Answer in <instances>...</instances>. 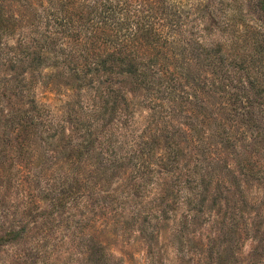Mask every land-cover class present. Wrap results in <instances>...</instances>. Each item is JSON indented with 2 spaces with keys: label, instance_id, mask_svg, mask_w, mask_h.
<instances>
[{
  "label": "trees",
  "instance_id": "1",
  "mask_svg": "<svg viewBox=\"0 0 264 264\" xmlns=\"http://www.w3.org/2000/svg\"><path fill=\"white\" fill-rule=\"evenodd\" d=\"M251 181L264 185V0H0V208L21 213L0 248L24 241L20 264H47L56 209L72 264H214L193 245L209 246L208 222L225 227V264H242L241 230L257 240L243 264H264L249 263L264 244ZM107 235L138 237L142 261Z\"/></svg>",
  "mask_w": 264,
  "mask_h": 264
},
{
  "label": "rangeland",
  "instance_id": "2",
  "mask_svg": "<svg viewBox=\"0 0 264 264\" xmlns=\"http://www.w3.org/2000/svg\"><path fill=\"white\" fill-rule=\"evenodd\" d=\"M193 67L195 71L198 72L197 75L199 76L204 75L203 69L205 70L206 68L203 67L202 64L198 65L199 70H197L196 63L195 64L193 63L192 68ZM193 74L196 75L194 71H193ZM142 105L143 104H141L140 106H137L138 110H137V113H135L134 121L137 123H142L147 116V110ZM245 188H246L247 193L251 196L260 195L264 192V185H260L253 181L248 182ZM13 191H14V188L9 189V192H12L14 194L15 192ZM18 199L19 198H17V200ZM15 203H18V202L15 201ZM45 203H46L45 201L41 202V206L45 207ZM67 206H71L69 202L66 203L64 208H66ZM14 210H15L14 206H7V209L4 210V212H2L0 208V225L2 224L4 229L8 227L10 224L18 225L15 222L16 221L15 219L20 218L21 213L19 212L17 215H14ZM259 210L262 213H264L263 207H259ZM64 211L67 212L65 209H59V210L56 209L52 215L54 219L51 220L52 218L51 217L49 220V223H47V225L45 226V228L49 229L48 231H50V233L47 235L48 242L52 243V245L50 244L51 247H48V250L49 249L50 250L48 253L49 258L46 260L47 264H72V259L68 258V255L65 252L67 248L73 247V245L69 243L70 241H68L70 239V236L66 232H65L66 235H63L64 228L62 227L64 226V221H62L61 218L64 216V213H65ZM59 215H60V222H59L60 226L57 225L58 221L56 220V218H58ZM21 220L23 221L26 220V217H23ZM11 221L13 222L11 223ZM41 221H43V219L38 218L37 222L39 223ZM25 225L26 227L30 228L31 233H33L35 228H33L34 224L32 220H29L28 223ZM219 226L220 224L216 226L214 223H211V222L205 223L201 228L198 229V231H201L203 234L202 241L205 243L206 242L209 243V246H206V244L205 245L200 244L198 240H195L193 245L194 247H196V251H199V249H201L200 246H202V251L204 252V254L207 253V249L209 247H212V251H211L212 259L211 260L215 261L214 264H225V227H224V232L222 233V230H216ZM61 229H63V231ZM28 235H29V232H28ZM206 236L211 237L212 240H209ZM226 237L229 239L228 241L229 243L230 237L229 236H226ZM27 238L28 237H26L25 239ZM233 238L237 239L238 236H235V237L233 236ZM106 239H108L109 247L115 254L124 255L125 257H128L129 255H131L134 258V260L142 261L143 253L145 250V244L143 243L142 240L138 239V237L125 236V237H122L121 239L119 237L116 239H111V237L107 235ZM174 240L176 239L174 238ZM10 245L11 244H6L2 248H0V264H20L18 262L19 260H16V258H14L13 256L14 254L17 253V251L21 250L25 246V242L22 241L20 242L19 245H14V246H10ZM166 245L168 246L169 259L173 260L174 262H179V258L175 250V247H178L177 242L176 241L173 242L171 237H168L166 239ZM256 245H257V240L256 241L253 240L251 237H249V234H247L246 231L241 230V236L239 238V242L237 245V247L239 248L237 249V251H239L238 257L240 261L242 262V264L245 262H248L247 259H243V258H247L250 255V253L253 251V248H255ZM218 249L223 251L222 255L219 257H218ZM206 255H204V257ZM86 256L87 254H85V256H76V258L77 257L82 258ZM97 256L98 255H96V253L91 252V256H90L91 258L95 259V257ZM260 261H264V244L263 243H261L260 246L256 249V252L252 256V261H250L249 263H252V262L259 263ZM87 263L95 264V262H92L90 259H88Z\"/></svg>",
  "mask_w": 264,
  "mask_h": 264
}]
</instances>
